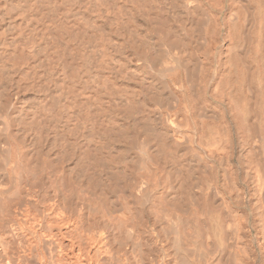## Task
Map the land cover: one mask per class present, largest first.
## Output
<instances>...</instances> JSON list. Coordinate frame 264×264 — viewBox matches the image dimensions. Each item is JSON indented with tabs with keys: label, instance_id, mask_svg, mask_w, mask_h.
Here are the masks:
<instances>
[{
	"label": "bare ground",
	"instance_id": "1",
	"mask_svg": "<svg viewBox=\"0 0 264 264\" xmlns=\"http://www.w3.org/2000/svg\"><path fill=\"white\" fill-rule=\"evenodd\" d=\"M0 264H264V0H0Z\"/></svg>",
	"mask_w": 264,
	"mask_h": 264
}]
</instances>
